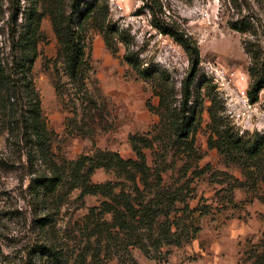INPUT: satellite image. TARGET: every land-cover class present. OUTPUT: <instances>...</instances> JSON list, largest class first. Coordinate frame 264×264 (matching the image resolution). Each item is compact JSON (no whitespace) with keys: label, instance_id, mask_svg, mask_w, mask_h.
<instances>
[{"label":"rangeland","instance_id":"obj_1","mask_svg":"<svg viewBox=\"0 0 264 264\" xmlns=\"http://www.w3.org/2000/svg\"><path fill=\"white\" fill-rule=\"evenodd\" d=\"M10 1L0 0V33L6 30ZM17 1L22 10L36 9L39 17L30 53L31 78L40 100L49 160L63 181L48 209L51 225L40 238L33 229L34 216L47 212L33 206L25 191L27 180L21 184L19 172L0 174V264H18L28 248L42 240L61 246L67 256L85 247L87 264H139L138 257L154 264H168L173 250L195 240L208 256L210 245L216 246V264H264L263 185L214 147L217 138L211 133L209 116V96H213L219 114L240 136L257 132L264 137V91L254 105L246 99L250 59L242 42L249 34L228 27V22L253 25L251 32H257L263 46L264 0H237L238 7L230 0H160L166 15L192 36L200 52L188 109V116L194 114L195 124L187 141H176L171 126L179 120L180 89L189 73L188 58L171 39L152 29L142 1L86 0L96 1V11L84 24L83 87L68 81L57 36L70 0ZM107 25L118 30L116 35H110L114 52L106 46L100 30ZM0 40H4L1 35ZM127 52L136 69L124 61ZM90 102L95 107L91 110ZM4 145L3 137L0 149ZM101 153H116L123 160H135L137 153L142 155L149 175L158 172L162 178L161 184L152 177L148 185L140 184L142 202L152 203L162 197L167 200L178 192L167 219L173 222L172 232L178 234L198 229L194 239L179 247L162 241L155 252L153 240L160 239L162 227L153 226L148 233L142 227L133 229L137 226L133 223L120 235L109 236L105 226L99 224L111 223L110 213L102 215L98 232H94L95 218L85 227L90 209L102 210V202L116 206L112 196L102 191L91 195L80 184L72 187L77 177L78 183L86 178L88 186L119 182L118 169L113 166L95 167L90 173V165ZM81 158L87 161L78 168ZM235 180L240 185L231 191ZM125 188L130 192L129 184L125 183ZM119 192L120 188L114 190L115 195ZM8 213L13 215L5 217ZM162 221L165 218L161 216L158 224ZM96 253L98 262L92 258ZM106 253L111 257L103 261ZM200 260L198 254H190L181 264H199Z\"/></svg>","mask_w":264,"mask_h":264},{"label":"trees","instance_id":"obj_2","mask_svg":"<svg viewBox=\"0 0 264 264\" xmlns=\"http://www.w3.org/2000/svg\"><path fill=\"white\" fill-rule=\"evenodd\" d=\"M140 1L143 2L144 9L150 15L152 29L171 39L188 58L189 73L182 80L180 89L179 120L171 126L172 136L176 141H187L195 124L194 114L188 116V109L192 97L191 88L200 64L199 48L192 36L166 15L160 0ZM10 2V16L5 25L6 30L0 33L4 37L3 41L0 40V138L4 137L5 144L3 149H0V174L19 172L18 181L22 184L27 180L25 191L31 197L33 206L47 212V214H35L33 220V229L41 238L47 234L46 229L51 225L48 209L52 208L53 198L62 184L63 177L49 160L48 138L41 116L40 100L31 78L30 53L38 31L39 17L36 9L22 10L17 0ZM230 2L234 7H238L237 0H230ZM95 11L96 1L86 3V0H70L69 12L64 24L57 28V36L63 48L65 75L70 84L79 87L85 86L86 76L84 24L95 16ZM20 16L21 21L18 22ZM228 27L232 31L244 35L249 34L247 39L243 40L242 45L250 59L247 68L250 84L246 99L249 104L254 105L258 102L259 94L264 91V44L263 46L260 44L256 31L251 32L254 27L251 24L228 22ZM105 29L100 28L104 41L108 49L114 52L115 47L110 43V35H116L118 30H112L108 25ZM123 59L130 67L136 69L130 53L127 52ZM160 98L164 101L163 96ZM209 100L211 103L210 129L212 135L217 138L214 147L230 163L247 169L249 171L247 175L254 176V180H259L264 188V137L257 132L240 136L227 118L219 114L216 98L209 96ZM90 104V110L95 108L93 102ZM85 161L87 158H81L76 164L77 167L84 166ZM95 161L106 162L99 164ZM100 166L116 167L119 182L88 186L86 178L78 183L80 180L77 177L74 178L72 187L80 184L86 194L91 195L96 194L97 190L102 191L104 195L112 196V202H115L116 206L102 202V210L90 209L85 218V227L90 220L94 221L95 218L97 230L95 229L94 232H98L99 220L102 219V215L109 213L112 214L111 223L99 224L105 226L104 231L108 232L109 236L120 235L131 228L130 225L133 223L137 224V228L132 227L133 229L142 227L148 230V233L152 231L153 226L162 227L160 239L153 240L152 248L155 252L163 243L162 241L165 244L179 247L194 239L198 229L178 234L177 231L172 232L173 222L167 219L169 208L178 200V192L173 193L167 200L162 197L152 203L142 202L141 197L144 198V196H142L143 190L140 189V184L148 185L151 177L155 183H162L160 173L151 172L149 175L150 169L144 165L142 155L137 153L135 160H123L116 153H101L90 165V173L93 171L92 168ZM125 183L130 185V192H125ZM239 183L235 180L231 191L238 187ZM117 188H120V192L115 195L114 190ZM187 209L186 206L185 212ZM9 215L12 216L13 213H8L5 217L9 218ZM161 216L165 218V221L158 224ZM147 237L151 241V235L147 234ZM141 248L144 250V246ZM28 249L26 256L18 264H87L84 260L87 253L85 247H82L80 253L71 252L67 256L61 246L49 240H42ZM145 254L149 253L145 252ZM98 257L96 253L92 258L98 262ZM110 257V253H106L103 261Z\"/></svg>","mask_w":264,"mask_h":264},{"label":"crops","instance_id":"obj_3","mask_svg":"<svg viewBox=\"0 0 264 264\" xmlns=\"http://www.w3.org/2000/svg\"><path fill=\"white\" fill-rule=\"evenodd\" d=\"M215 249L216 246L214 244L210 245L208 249L210 254H208L211 256H208L199 248V241L195 240L182 249L173 250L168 264H181L185 256L190 254H198L201 257L199 264H216L215 261L219 259V254ZM210 259H212L213 262L210 261ZM138 261L139 264H154V262L145 260L143 257H138Z\"/></svg>","mask_w":264,"mask_h":264}]
</instances>
